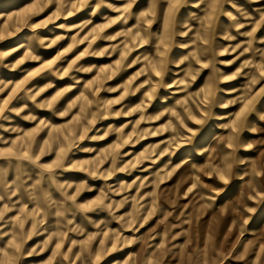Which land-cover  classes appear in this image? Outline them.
<instances>
[{
    "label": "rangeland",
    "instance_id": "1",
    "mask_svg": "<svg viewBox=\"0 0 264 264\" xmlns=\"http://www.w3.org/2000/svg\"><path fill=\"white\" fill-rule=\"evenodd\" d=\"M236 136L218 204L264 165V0H0V264H264V192L196 203Z\"/></svg>",
    "mask_w": 264,
    "mask_h": 264
},
{
    "label": "clouds",
    "instance_id": "2",
    "mask_svg": "<svg viewBox=\"0 0 264 264\" xmlns=\"http://www.w3.org/2000/svg\"><path fill=\"white\" fill-rule=\"evenodd\" d=\"M211 108L212 98L211 94H209L208 102L204 107L205 116L203 117V120L207 121L212 118ZM251 147V144H245L238 136L233 137L231 140L221 142L217 146V152L220 156V159H217L215 162L217 167L207 171H197V183H199V175L201 171H203L205 175H207L210 171L211 174L220 182L215 188L210 189V191L214 193L213 195L201 196L200 200L196 202L200 208V215L207 212L209 216L223 218L226 212L228 214V219L232 221L233 227L239 225L243 228V224H241L240 221H244L249 218L246 216L247 213L255 211V209L250 207L248 204V192H252L257 199H259L257 189H259L260 192H264V165H261L259 168L255 166L251 168L249 176L251 177L252 183L247 186L245 194L239 200L233 199L231 201H225L223 204H218L217 201L218 197L227 191L228 184L236 175L235 169L248 163L247 160L238 155L239 151L247 150ZM202 187L208 186L202 185ZM197 218V216H192L187 222L191 225L192 221ZM210 250L211 239L205 243L204 249L198 250L197 248H194L191 253L183 255L182 264H218V262L219 264H223V252H220L215 259L210 260L208 255ZM161 261L162 256L155 258V264H161ZM141 264H153V259H142Z\"/></svg>",
    "mask_w": 264,
    "mask_h": 264
}]
</instances>
